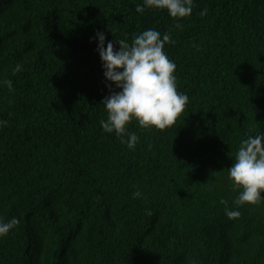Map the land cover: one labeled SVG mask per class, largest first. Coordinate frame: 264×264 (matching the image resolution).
<instances>
[{
    "label": "trees",
    "instance_id": "16d2710c",
    "mask_svg": "<svg viewBox=\"0 0 264 264\" xmlns=\"http://www.w3.org/2000/svg\"><path fill=\"white\" fill-rule=\"evenodd\" d=\"M137 3L0 0V221L18 219L0 264H264V203L225 214L237 146L264 133V0H194L180 19ZM149 28L170 35L189 100L165 129L129 123L130 150L101 127L109 89L90 38L118 50Z\"/></svg>",
    "mask_w": 264,
    "mask_h": 264
},
{
    "label": "clouds",
    "instance_id": "9594fccd",
    "mask_svg": "<svg viewBox=\"0 0 264 264\" xmlns=\"http://www.w3.org/2000/svg\"><path fill=\"white\" fill-rule=\"evenodd\" d=\"M193 2L142 0V3L136 4L135 10L141 14L146 9L167 10L170 17L180 19L191 15ZM90 40L98 42L96 51L109 89V95L102 101L107 113V118L100 121L103 131L115 133L121 143L134 150L139 136L127 127L133 120L141 128L165 129L173 125L189 98L186 93L177 90L176 64L164 51L165 44L172 42L170 35L161 34L154 28L145 29L134 35L131 42L127 38L118 39V50L110 40L105 47L106 36L102 31H97ZM21 70L22 65L17 63L13 73ZM2 83L12 90L11 80ZM6 124V120H0V128ZM227 178L234 189H239L234 200L237 208L225 209L229 219L239 218L241 212L238 209L245 204L264 203V133L258 131L241 139L228 167ZM133 196L141 197L142 192L137 190ZM221 203L226 202L221 200ZM147 214L151 215V211L147 210ZM17 224L16 217L7 222L0 221V236L8 234Z\"/></svg>",
    "mask_w": 264,
    "mask_h": 264
}]
</instances>
